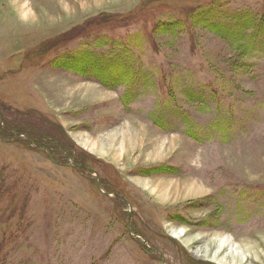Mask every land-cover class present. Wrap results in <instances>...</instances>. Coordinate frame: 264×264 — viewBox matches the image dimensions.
<instances>
[{"label":"rangeland","instance_id":"374dc122","mask_svg":"<svg viewBox=\"0 0 264 264\" xmlns=\"http://www.w3.org/2000/svg\"><path fill=\"white\" fill-rule=\"evenodd\" d=\"M0 118V264H264V0H0Z\"/></svg>","mask_w":264,"mask_h":264},{"label":"trees","instance_id":"16d2710c","mask_svg":"<svg viewBox=\"0 0 264 264\" xmlns=\"http://www.w3.org/2000/svg\"><path fill=\"white\" fill-rule=\"evenodd\" d=\"M132 18V16L130 15L128 18L126 17V18H122V17H120V19H118L120 22H124V21H128V20H130ZM111 21H114V20H111ZM111 21H109V22H111ZM105 22H107L106 20H102V21H98V22H96V23H94V24H91V25H101V24H104ZM109 22H107V23H109ZM65 40V38H64V36H60V37H58V40H56V42L55 43H53L52 45H53V47H57L58 46V44L61 42V41H64ZM108 63H104V64H101L102 66H104V65H107ZM75 67V66H74ZM76 68V67H75ZM75 68H73L74 70H76ZM122 68V67H121ZM81 70V69H80ZM102 72H105L104 71V69H101V68H99L98 70H96V73H97V75L98 74H100V76H99V78H100V80H102V81H104V82H106V79H107V74L106 73H102ZM2 123H3V121H2V119L0 118V130H5V131H8L7 129H5V127H2ZM46 148V147H45ZM54 148H56V146H54ZM44 149V148H43ZM44 152L46 153V151L44 150ZM51 153H52V158L54 159V160H56V161H58V162H61V161H63V162H70V157L67 155V154H65L66 152H62V151H58V150H56V151H53V150H51ZM47 154V153H46ZM48 155V154H47ZM69 159V160H68Z\"/></svg>","mask_w":264,"mask_h":264}]
</instances>
